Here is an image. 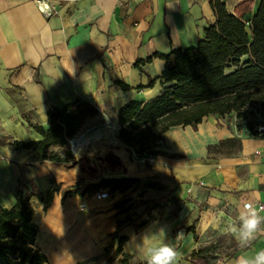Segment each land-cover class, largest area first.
<instances>
[{"label": "crops", "instance_id": "1", "mask_svg": "<svg viewBox=\"0 0 264 264\" xmlns=\"http://www.w3.org/2000/svg\"><path fill=\"white\" fill-rule=\"evenodd\" d=\"M214 1L51 0L58 13L46 18L36 0H0V208L16 205L22 181L43 194L53 182L60 186L47 211L37 197L31 200L37 245L50 264L84 262L113 244L116 249L113 234L127 216L134 223L119 236L128 237L123 253L137 264H147V249L161 243L177 251L176 264H191L194 251L231 236L223 229L237 217L240 201L264 205V139L249 136L233 116L210 115L197 128H171L157 156H138L119 138L121 108L161 94V56L198 45L217 22ZM220 1L229 14L249 19L262 0ZM138 61L145 65L136 67ZM78 101L90 102L99 115L80 132L86 129L88 143L69 162L15 146L43 140L34 127L49 129L50 110ZM52 150L63 157L67 151ZM125 177L141 180L138 191L127 194L131 202L144 201L141 213L118 209L121 193L106 200L84 193L91 184ZM70 190L80 193L67 195ZM261 249L264 237L218 264Z\"/></svg>", "mask_w": 264, "mask_h": 264}, {"label": "trees", "instance_id": "2", "mask_svg": "<svg viewBox=\"0 0 264 264\" xmlns=\"http://www.w3.org/2000/svg\"><path fill=\"white\" fill-rule=\"evenodd\" d=\"M212 6L217 22L205 30L204 38L196 47L177 49L161 56L166 61L160 78L164 86L161 94L146 102L130 101L119 111V138L136 155L162 154L160 148L164 135L173 127L197 128L210 115H238L237 124L243 128L239 123L240 119L245 120L243 111L257 107L264 113V0L257 14L249 19L229 14L220 0H215ZM152 60L150 58L148 62ZM144 65V61L135 64L139 68ZM231 68L233 70L227 72ZM98 115V109L88 101L50 110V128L34 127L44 139L16 142L15 146L34 150L46 160L69 162L73 158L70 141ZM246 131L251 137L264 139V130H259L252 123L247 124ZM55 147L66 148L65 157L53 151ZM140 184V179L129 177L104 179L99 184L88 186L84 193L101 190H108L110 194L121 193L123 201L116 207L129 211L131 208L127 205L132 198H127V194L137 192ZM149 187L156 186L150 184ZM59 190L60 186L53 182L49 191L43 194L34 184L29 187L20 182L15 193L16 205L11 209L0 208V264H50L47 255L37 245L40 230L34 221L35 209L31 200L37 197L47 211ZM79 193V190H70L66 194ZM132 223L134 220L130 216L118 221V232L113 234L114 242L119 243L116 249L113 244L102 255L75 264H112L116 258V264H135L133 255L123 253L122 244L128 237L119 236L124 225ZM146 224L143 221L139 227ZM188 231L194 234L195 239L198 238L194 227ZM212 249L213 246H206L194 251L191 264Z\"/></svg>", "mask_w": 264, "mask_h": 264}, {"label": "clouds", "instance_id": "3", "mask_svg": "<svg viewBox=\"0 0 264 264\" xmlns=\"http://www.w3.org/2000/svg\"><path fill=\"white\" fill-rule=\"evenodd\" d=\"M238 215L235 219L227 221L223 231L231 235L241 249H248L259 238L264 237V205L257 208L251 201H240L237 205ZM165 233L164 230L160 231ZM182 233L177 234L180 238ZM147 264H176L178 253L168 244L147 249ZM233 264H264V249L258 250L254 255L247 253L239 255Z\"/></svg>", "mask_w": 264, "mask_h": 264}, {"label": "rangeland", "instance_id": "4", "mask_svg": "<svg viewBox=\"0 0 264 264\" xmlns=\"http://www.w3.org/2000/svg\"><path fill=\"white\" fill-rule=\"evenodd\" d=\"M232 70H233V68L229 69L227 72H231ZM243 112H244L243 115L245 116V120L240 121L241 120L240 119L239 123H241V125L243 126V128L245 130H246L247 124H249V123H252L256 128H259V130H264V113L262 111H260L257 107H249V109H247ZM233 117L236 118V117H238V115L233 116ZM85 132H86V129L83 130V134H79L76 138H82L83 140H85L86 139V138H84V137H86V136H84ZM69 148L71 150V145ZM71 152H72V150H71ZM72 154L75 155V154H77V152H75V153L72 152ZM86 160H87L86 158L83 159L84 166H86L85 165ZM91 194L93 195V193H90V195ZM113 195L114 194L111 193V197ZM143 202L144 201H142V200H141V202H139L138 200L135 202H130L127 205V207L131 208V211L133 212V214H134V212L138 214V213H141L144 211L145 207H144ZM206 246H213L212 251L209 254L204 255V257L202 259L194 261L195 264H218L219 260L223 261L224 259H227L231 255H233L236 252V250L240 249V247L238 246L235 239L231 236L219 237L216 240H214V242H212ZM206 246H203L201 248H204ZM117 262H118V259L116 258L113 260L112 264H116ZM134 263L137 264L136 261H134Z\"/></svg>", "mask_w": 264, "mask_h": 264}, {"label": "built area", "instance_id": "5", "mask_svg": "<svg viewBox=\"0 0 264 264\" xmlns=\"http://www.w3.org/2000/svg\"><path fill=\"white\" fill-rule=\"evenodd\" d=\"M36 5L42 11V13L44 14V16L46 18H51V17L57 15V13H58L56 6H54L52 4L51 0H36ZM236 122H237V120H236ZM79 140H83V139L75 137L74 139H72L70 141L71 150L73 153L79 151L88 143V140H86V139L83 140L84 144L79 149L77 146V141H79ZM93 197L97 200H106V199H109L111 197V194L108 190H101V191L93 193Z\"/></svg>", "mask_w": 264, "mask_h": 264}, {"label": "bare ground", "instance_id": "6", "mask_svg": "<svg viewBox=\"0 0 264 264\" xmlns=\"http://www.w3.org/2000/svg\"><path fill=\"white\" fill-rule=\"evenodd\" d=\"M84 142L82 140L77 141V146L80 149L83 146Z\"/></svg>", "mask_w": 264, "mask_h": 264}]
</instances>
